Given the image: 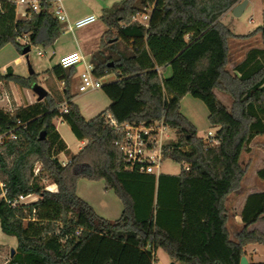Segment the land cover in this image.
Masks as SVG:
<instances>
[{
	"label": "trees",
	"instance_id": "1",
	"mask_svg": "<svg viewBox=\"0 0 264 264\" xmlns=\"http://www.w3.org/2000/svg\"><path fill=\"white\" fill-rule=\"evenodd\" d=\"M240 1L121 0L101 10L99 20L107 30L89 58L96 78L115 77L101 87L109 100L104 111L84 119L70 92L74 68L59 65L48 71V78L61 82L62 90L51 87L42 101L11 114L0 109V136L16 135V140H0L5 197L38 198L15 208L0 199V230L16 240L5 264H153L157 249L179 264H240L246 246H264V235L250 230L264 216V191L246 197L235 241L227 229L226 200L243 177L240 156L255 137L264 136V10L262 25L247 35H235L220 22ZM152 3L148 27L133 22ZM26 14L11 33H0V50L11 44L20 55L28 46L18 42L24 36L32 46L55 43L60 24L50 4L43 2L38 13L26 9ZM256 33L262 48L249 50L227 70L228 40ZM165 69L168 76H163ZM36 78L35 73L15 75L8 67L0 72V85L31 89ZM215 91L230 97V109ZM185 96L205 105L209 127L216 128L211 143L199 138L180 113ZM63 103L65 113L58 109ZM108 116L118 125L163 118L177 133L175 143L163 148V157L180 164V171L156 177L128 169L115 145L122 132L110 126ZM57 119L76 140L86 141L77 154L56 131ZM61 154L65 166L58 160ZM256 175L264 181V168ZM79 179L103 181L104 189L121 201L119 218L98 216L76 194ZM43 181L57 191H45Z\"/></svg>",
	"mask_w": 264,
	"mask_h": 264
},
{
	"label": "rangeland",
	"instance_id": "2",
	"mask_svg": "<svg viewBox=\"0 0 264 264\" xmlns=\"http://www.w3.org/2000/svg\"><path fill=\"white\" fill-rule=\"evenodd\" d=\"M118 1L119 0H100L98 4L101 8L110 7L111 4ZM242 1L243 0H241L240 2ZM71 4L72 3L70 2L69 7H71ZM99 6L95 4V7L92 8V11L97 18H99V15L101 13ZM233 8L227 11L229 12L228 15L225 16L222 20L220 18V22L224 26H226L233 34L247 35L262 25V10H264V0H250L239 17H234L231 14ZM78 31L75 32L76 38ZM18 42L21 46H25L28 44V37L24 36ZM59 43H62L61 45H64L66 49H71L74 45L73 37L71 35L62 36L59 40ZM41 48L44 47L34 45L30 48V51L27 54L29 64L31 65L34 73L37 75L36 84L43 87L47 91V93L51 92V87L60 91L63 88V84L52 79L51 77L48 78V71L51 70V68L55 65L57 59L54 58L51 61L49 60V49L46 50V54L44 57L39 58L36 55V50ZM261 48L262 39L259 33H256L252 37L244 40L229 39L228 62L226 65V69L231 71L235 65H237L244 59L245 54L249 50ZM16 55V49L13 45L9 44L3 47L0 50L1 70L5 73L6 67L9 66L12 67L15 75L28 77V68L24 57H21L22 63L13 64V59ZM111 79H115V77L113 75L107 76L106 78L102 79V83L106 84L111 81ZM77 85L78 82L76 79L73 81L72 75L70 92L72 93V95H74V103L81 109L84 117L87 120L93 118L108 107L109 100L104 95L101 89L88 91L85 93H78ZM215 94L225 107H227L228 109L231 108L232 101L229 96L221 93L220 91H215ZM35 102L36 96L31 92L30 88H20L12 83H9L7 85H0V109L9 114L14 112V110L18 107L30 105ZM61 105L58 108L59 110L61 109ZM179 110L180 113L193 124V126L197 130V136L204 142L209 143L204 138L209 131H211L214 136L216 128L209 127L207 121L208 112L205 105L198 99L192 98L191 96H185L180 101ZM58 129L65 142L69 145L71 151L73 153H76L77 140L71 133L69 127L67 125H59ZM173 132L176 136L175 139H177L176 131L174 130ZM168 142L171 143L174 142V140ZM64 157L65 155L63 154L60 156L61 159H63ZM60 158L58 156L59 161ZM239 164L243 171V177L237 189H235L226 200V209L228 213L227 229L229 237L232 241L236 240V235L242 228V224L240 225L238 223H235L234 216L239 215L243 200L253 192L264 191V181L260 180L256 175L257 171L264 168V136H257L252 140L248 147V151L241 154ZM37 166L39 168L40 165L38 164ZM179 171L180 164L178 163H174L170 160H164V162L162 163V174H177ZM42 184L47 187L49 182L43 181ZM76 194L90 206H92L94 208L93 210L99 216L111 221H114L119 217L122 210L121 201L113 191L104 189L103 181L79 179L76 184ZM250 230H256L264 235V219L259 220L256 224L251 226ZM243 257H245L247 263L264 262V246H246L244 248ZM8 258V254L5 253L4 259L0 262V264H3L5 261H7Z\"/></svg>",
	"mask_w": 264,
	"mask_h": 264
},
{
	"label": "built area",
	"instance_id": "3",
	"mask_svg": "<svg viewBox=\"0 0 264 264\" xmlns=\"http://www.w3.org/2000/svg\"><path fill=\"white\" fill-rule=\"evenodd\" d=\"M18 4L25 6L32 12L38 13L43 2L50 4V12L59 24L64 25L68 32H73L76 29L86 27L97 20L95 15H88L82 17L74 22H70L64 12L60 0H17ZM155 9V3L150 4L143 13L137 14L133 22H136L144 27H148L151 15ZM30 48L32 45L27 44ZM36 55L41 58L45 56V52L40 49L36 50ZM58 65L63 69L74 68L81 66V70L77 73V91L78 93H85L101 89L103 78H96L92 71L93 67L89 62L84 61L83 57L78 52H73L60 57ZM158 73L159 70H157ZM61 113L66 112V105L62 104ZM110 126L114 130L122 132V137L115 142L120 154L130 170H137L140 173L158 176L161 174V166L164 162L163 148L167 145H172L176 141L174 129L161 118L158 121L149 124L144 123H126L118 125L110 116L107 117ZM213 134L209 131L204 138L211 143ZM9 139L16 140V135L13 132H8L0 136V140ZM174 140V142H168ZM62 166L67 164L66 161H60ZM185 170H188L185 168ZM39 171L36 165L33 172L37 175ZM45 191L55 193L56 186L49 185L45 187ZM0 199L10 207L15 208L19 205H29L37 201V196L28 194L21 195L14 200L6 199L4 185L0 183ZM80 230L76 231V234Z\"/></svg>",
	"mask_w": 264,
	"mask_h": 264
},
{
	"label": "crops",
	"instance_id": "4",
	"mask_svg": "<svg viewBox=\"0 0 264 264\" xmlns=\"http://www.w3.org/2000/svg\"><path fill=\"white\" fill-rule=\"evenodd\" d=\"M16 1L17 0H15V1H11V0H0V33H4V34L11 33L12 30H13V27H14L15 22L17 20L25 19L27 17V14H26V9L27 8L25 6H23V5L18 4ZM60 1H61V5H62V7L64 9V12H65V14H66V16H67V18H68V20L70 22H74V21H76V20H78V19H80L82 17L88 16V15H95L93 13V11H92V8L95 7V4L99 6L98 3L100 2V0H60ZM120 1L121 0H119L118 2H120ZM249 1L250 0H248V3H249ZM70 2L72 3L71 4V7H69V3ZM118 2H115V3L111 4L110 7H103V8H101L99 6L100 7V11L102 9H109L112 6L116 5ZM248 3H247V5H248ZM228 13L229 12L225 13L221 17V20L225 16H227ZM98 20H99V18H97V20L94 23H92V24H90V25H88L86 27H83V28H79L77 30H74L73 32H68L64 28V25H61L60 24L59 35H58V38L55 41V43L52 46H49V47H46V48L44 47V48H41L40 50H42L46 54V50L49 49L50 50L49 60L51 61L54 58L57 59V61L55 62V65H58V61H59L60 57L66 55V54H69V53H73V52L80 53L81 56L83 57L84 61L86 60V61L89 62L90 55L99 48L100 39H101L103 33L107 30L106 27L103 25V23L100 20L98 22ZM76 31H78L77 38L75 37V32ZM65 35H71L73 37L74 45L72 46L71 49H66L64 45H61L62 43H59V40L61 39V37L62 36H65ZM36 48H38V47H36ZM16 53H17V55L13 59V64H20V63H22V59H21L22 56L19 55V53L17 51H16ZM8 67H6V69ZM10 68L12 69V67H10ZM80 70H81V66H78L76 69H74L73 81L75 79L77 80L76 75H77V73ZM12 71L14 73V70L13 69H12ZM0 72L2 74H5L1 70V68H0ZM168 75H169V70L168 69H165L163 71V76H168ZM113 80L114 79H111V81H109V82H112ZM72 102L74 103L73 99H72ZM79 111H80L81 115L84 117V115H83V113H82V111H81L80 108H79ZM84 119H86V118L84 117ZM54 125H55V129L58 132V134L60 135L61 139L66 144L67 149L72 154H77L86 145V141H78L77 140V152L76 153H73L71 151L69 145L65 142V140L61 136V134L59 132V129H58V126L59 125L60 126H63V125H66V123H64L60 119H57V120L54 121ZM61 155H59V158H60ZM60 161H62V162L63 161H66V157H64L63 159L60 158ZM168 175H176V174H168ZM259 192H262V191H257V192H253V193H259ZM253 193H251V194H253ZM245 200H246V197L243 200V203H242L241 208H240V212H241V210L243 208V205H244ZM240 212H239V215H240ZM239 215L234 216V219H235V223H238V224L241 225V221H240ZM262 219H264V216L260 220H262ZM106 220H109V219H106ZM15 248H16V240H15V238L4 235L1 232V230H0V262L3 261L4 254L5 253H7L8 254V257L10 258L11 257L10 256V252H11V250H14L15 251ZM154 256H155V261L153 262V264H172V263L173 264H179L177 262H173L169 258V256L163 250H161V249H157L154 252ZM8 259H7V261H8ZM7 261H5L3 264H5Z\"/></svg>",
	"mask_w": 264,
	"mask_h": 264
},
{
	"label": "water",
	"instance_id": "5",
	"mask_svg": "<svg viewBox=\"0 0 264 264\" xmlns=\"http://www.w3.org/2000/svg\"><path fill=\"white\" fill-rule=\"evenodd\" d=\"M247 3H248V0H243L238 5H236L232 9V12H231L232 15L234 17H239L242 14V12L244 11L245 7L247 6ZM29 51H30V47L25 46L21 49L20 55L25 58L27 68H28V75L30 76L34 73V71L31 67V65L29 64L28 57H27V54L29 53ZM31 92L36 96V102L42 101L48 94L47 91L43 87H41L40 85H38L36 83L32 85ZM39 139L40 140L44 139V135L41 134ZM13 255H14V250H11L10 256L12 257ZM240 264H248L245 257H241Z\"/></svg>",
	"mask_w": 264,
	"mask_h": 264
}]
</instances>
